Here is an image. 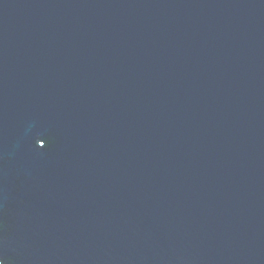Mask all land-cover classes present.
Segmentation results:
<instances>
[{"label":"water","instance_id":"water-1","mask_svg":"<svg viewBox=\"0 0 264 264\" xmlns=\"http://www.w3.org/2000/svg\"><path fill=\"white\" fill-rule=\"evenodd\" d=\"M0 264H264V0H0Z\"/></svg>","mask_w":264,"mask_h":264}]
</instances>
